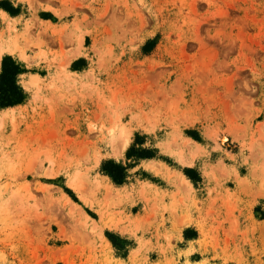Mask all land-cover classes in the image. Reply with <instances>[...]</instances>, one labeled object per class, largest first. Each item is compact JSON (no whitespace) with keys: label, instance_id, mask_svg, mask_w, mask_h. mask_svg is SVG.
<instances>
[{"label":"rangeland","instance_id":"obj_1","mask_svg":"<svg viewBox=\"0 0 264 264\" xmlns=\"http://www.w3.org/2000/svg\"><path fill=\"white\" fill-rule=\"evenodd\" d=\"M0 16L26 93L0 107V264H264V0Z\"/></svg>","mask_w":264,"mask_h":264},{"label":"trees","instance_id":"obj_2","mask_svg":"<svg viewBox=\"0 0 264 264\" xmlns=\"http://www.w3.org/2000/svg\"><path fill=\"white\" fill-rule=\"evenodd\" d=\"M20 72L21 68L13 58L6 57L4 59L0 75V107L15 106L24 101L26 93L17 82ZM103 168L114 181L117 183L124 182L126 167L109 161L104 163Z\"/></svg>","mask_w":264,"mask_h":264},{"label":"bare ground","instance_id":"obj_3","mask_svg":"<svg viewBox=\"0 0 264 264\" xmlns=\"http://www.w3.org/2000/svg\"><path fill=\"white\" fill-rule=\"evenodd\" d=\"M2 15V14H1ZM5 16V15H4ZM7 16V15H6ZM1 17V16H0ZM3 20V18L0 20V24L4 21H2ZM5 45V44H4ZM4 45H0V60L2 59V57H3V55L5 54V53H10V54H15L16 55V53L18 52L17 50H16V47H14V46H4ZM20 52V51H19ZM8 109H14V107H11V108H8ZM224 141V140H223ZM128 143H129V137L126 135L125 136V139H124V142H123V147H126L127 145H128Z\"/></svg>","mask_w":264,"mask_h":264}]
</instances>
